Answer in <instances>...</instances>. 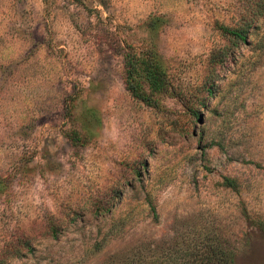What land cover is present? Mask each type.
<instances>
[{
	"label": "rangeland",
	"instance_id": "374dc122",
	"mask_svg": "<svg viewBox=\"0 0 264 264\" xmlns=\"http://www.w3.org/2000/svg\"><path fill=\"white\" fill-rule=\"evenodd\" d=\"M143 260L264 264V0H0V264Z\"/></svg>",
	"mask_w": 264,
	"mask_h": 264
},
{
	"label": "trees",
	"instance_id": "16d2710c",
	"mask_svg": "<svg viewBox=\"0 0 264 264\" xmlns=\"http://www.w3.org/2000/svg\"><path fill=\"white\" fill-rule=\"evenodd\" d=\"M262 14L256 15V17L261 16ZM254 21V20H253ZM246 22L243 26L240 27H225L222 26L221 30L230 41L235 45H238L242 42L246 43L247 38L250 33V29L253 27L254 22ZM223 55L218 58V61H212L210 66V75L209 80L213 79L217 67L223 63L226 53L222 52ZM126 87L128 91L132 94L134 98L144 103L145 105L156 109L161 110L163 105L161 103L160 97L168 94L172 91L173 86L169 78V74L166 70V67L159 59L158 55L154 52H150L144 56H133L129 57L128 62L126 63ZM214 80V79H213ZM209 82L206 83V86ZM211 85V84H210ZM206 98L203 100L201 107L205 108L206 100L213 99L214 93L211 88L208 90ZM187 107V106H186ZM197 117H200L195 113ZM78 138V136L76 135ZM226 183L229 186H233L235 182L233 180H226ZM132 264H170V261H149L143 260L142 262L137 261ZM205 264H223L220 260H209Z\"/></svg>",
	"mask_w": 264,
	"mask_h": 264
}]
</instances>
